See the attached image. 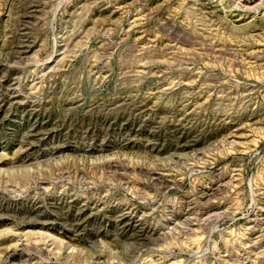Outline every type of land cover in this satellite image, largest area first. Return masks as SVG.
<instances>
[{
    "label": "rangeland",
    "instance_id": "1",
    "mask_svg": "<svg viewBox=\"0 0 264 264\" xmlns=\"http://www.w3.org/2000/svg\"><path fill=\"white\" fill-rule=\"evenodd\" d=\"M0 264H264V0H0Z\"/></svg>",
    "mask_w": 264,
    "mask_h": 264
},
{
    "label": "bare ground",
    "instance_id": "2",
    "mask_svg": "<svg viewBox=\"0 0 264 264\" xmlns=\"http://www.w3.org/2000/svg\"><path fill=\"white\" fill-rule=\"evenodd\" d=\"M27 237V236H26ZM21 238V237H20ZM26 249H27V247H26Z\"/></svg>",
    "mask_w": 264,
    "mask_h": 264
}]
</instances>
